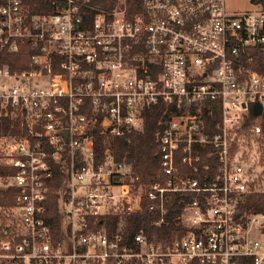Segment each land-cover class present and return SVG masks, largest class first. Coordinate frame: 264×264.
Wrapping results in <instances>:
<instances>
[{
    "label": "built area",
    "instance_id": "obj_1",
    "mask_svg": "<svg viewBox=\"0 0 264 264\" xmlns=\"http://www.w3.org/2000/svg\"><path fill=\"white\" fill-rule=\"evenodd\" d=\"M51 1L40 13L0 0V47L32 49L30 67L0 65V119L28 128L0 134L10 168L0 187L18 190L14 205L0 204V264H264V211L252 207L264 194V9L144 0L129 18L125 1L94 13L92 0ZM160 101L187 109L158 133L165 177L147 184L132 163L96 150L94 129H142ZM204 106L220 110L213 134ZM45 143L66 165L59 235L44 217ZM144 204L154 224L177 227L174 238L125 236Z\"/></svg>",
    "mask_w": 264,
    "mask_h": 264
},
{
    "label": "trees",
    "instance_id": "obj_2",
    "mask_svg": "<svg viewBox=\"0 0 264 264\" xmlns=\"http://www.w3.org/2000/svg\"><path fill=\"white\" fill-rule=\"evenodd\" d=\"M126 3L127 16L134 18L136 15L145 11L144 0H124ZM34 12L48 13L54 11L55 7L51 0H25ZM253 3L260 5L264 9V0H252ZM93 7L88 10L91 13L98 9H112L119 5L123 6L122 0H92ZM32 49L30 45H22L18 52H8L6 48L0 47V65L9 64L12 69L20 70L31 66ZM58 71L59 68L55 67ZM186 104L177 105V103H166L160 101L152 104L144 111V126L139 130H132L123 136H114L108 132H103L104 127L101 122L96 123L94 129L96 136V150L103 153L109 148L115 157L121 161L130 162L141 175L143 183H150L155 180H162L165 176L160 166V142L158 133L162 131L166 122L174 116L185 113ZM194 105L191 110L194 111ZM91 111V110H90ZM202 119L204 130L210 134L217 131V124L220 121V110L215 109L214 114H209V110L204 106L202 109ZM24 135L28 133V128L22 126L19 118L6 117L0 119V134ZM51 156L49 158L52 164V176L48 180L49 192L45 201L46 210L44 217L53 231L59 235L62 226L61 201L63 190L66 185V165L56 156L52 147L45 143ZM10 168L0 166V175L8 176ZM18 190L14 186L0 187V204L12 206L15 203V194ZM255 203L253 209L264 211V194H254ZM140 211H135L127 217L124 227V234L132 239L139 232L146 233L153 239H172L177 233V227L170 223L169 225L154 224L155 214L150 212L146 204ZM174 206V203H173ZM116 216H111L110 221H116ZM179 234H184L186 228H181ZM196 264V263H192Z\"/></svg>",
    "mask_w": 264,
    "mask_h": 264
},
{
    "label": "rangeland",
    "instance_id": "obj_3",
    "mask_svg": "<svg viewBox=\"0 0 264 264\" xmlns=\"http://www.w3.org/2000/svg\"><path fill=\"white\" fill-rule=\"evenodd\" d=\"M226 2L228 9L231 11L255 10L256 8L260 7V5L253 3L252 0H226Z\"/></svg>",
    "mask_w": 264,
    "mask_h": 264
},
{
    "label": "water",
    "instance_id": "obj_4",
    "mask_svg": "<svg viewBox=\"0 0 264 264\" xmlns=\"http://www.w3.org/2000/svg\"><path fill=\"white\" fill-rule=\"evenodd\" d=\"M107 124H108L107 121H105V122H104V125H107ZM158 138H160V137L158 136Z\"/></svg>",
    "mask_w": 264,
    "mask_h": 264
}]
</instances>
